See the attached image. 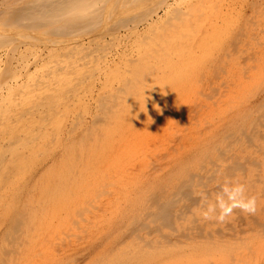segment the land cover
<instances>
[{"label":"bare ground","instance_id":"bare-ground-1","mask_svg":"<svg viewBox=\"0 0 264 264\" xmlns=\"http://www.w3.org/2000/svg\"><path fill=\"white\" fill-rule=\"evenodd\" d=\"M0 264H264V0H0Z\"/></svg>","mask_w":264,"mask_h":264},{"label":"clouds","instance_id":"clouds-1","mask_svg":"<svg viewBox=\"0 0 264 264\" xmlns=\"http://www.w3.org/2000/svg\"><path fill=\"white\" fill-rule=\"evenodd\" d=\"M256 197L247 195L246 188L241 183L226 182L222 186V192L218 193L214 204L207 206V211L203 213L205 219L210 218V213L219 215L216 217L220 222L231 216L235 209H239L245 213L254 214L256 211Z\"/></svg>","mask_w":264,"mask_h":264}]
</instances>
